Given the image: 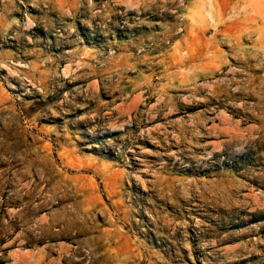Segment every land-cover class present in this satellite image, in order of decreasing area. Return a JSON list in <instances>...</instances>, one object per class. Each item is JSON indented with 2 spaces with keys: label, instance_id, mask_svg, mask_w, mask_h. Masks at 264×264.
Instances as JSON below:
<instances>
[{
  "label": "rangeland",
  "instance_id": "obj_1",
  "mask_svg": "<svg viewBox=\"0 0 264 264\" xmlns=\"http://www.w3.org/2000/svg\"><path fill=\"white\" fill-rule=\"evenodd\" d=\"M0 264H264V0H0Z\"/></svg>",
  "mask_w": 264,
  "mask_h": 264
},
{
  "label": "bare ground",
  "instance_id": "obj_2",
  "mask_svg": "<svg viewBox=\"0 0 264 264\" xmlns=\"http://www.w3.org/2000/svg\"><path fill=\"white\" fill-rule=\"evenodd\" d=\"M226 126V125H225ZM230 126V125H229ZM224 129V128H223ZM233 135V134H232ZM257 197V196H256Z\"/></svg>",
  "mask_w": 264,
  "mask_h": 264
}]
</instances>
